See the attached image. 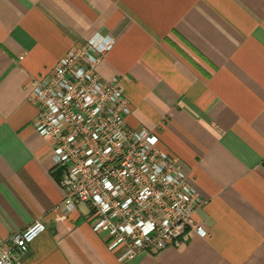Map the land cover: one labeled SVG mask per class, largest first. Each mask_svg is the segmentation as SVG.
I'll list each match as a JSON object with an SVG mask.
<instances>
[{"label": "crops", "instance_id": "obj_1", "mask_svg": "<svg viewBox=\"0 0 264 264\" xmlns=\"http://www.w3.org/2000/svg\"><path fill=\"white\" fill-rule=\"evenodd\" d=\"M125 81L127 126L159 138L206 201L181 246L121 262L93 208L63 205L33 86L96 35ZM47 230L21 264H264V0H0V245Z\"/></svg>", "mask_w": 264, "mask_h": 264}, {"label": "built area", "instance_id": "obj_2", "mask_svg": "<svg viewBox=\"0 0 264 264\" xmlns=\"http://www.w3.org/2000/svg\"><path fill=\"white\" fill-rule=\"evenodd\" d=\"M115 44L112 36L98 34L35 81L34 128L52 145L64 207L92 206L93 230L106 234L108 249L121 251L119 260L126 262L181 246L195 228L206 236L196 223L206 201L180 163L158 147L155 134L127 126L132 109L125 81L105 82L96 72ZM46 230L35 221L1 244L0 264H21Z\"/></svg>", "mask_w": 264, "mask_h": 264}]
</instances>
